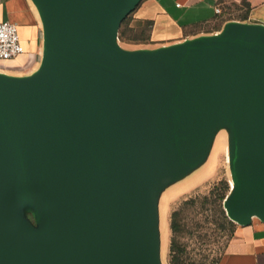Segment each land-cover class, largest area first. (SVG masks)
<instances>
[{
	"label": "water",
	"instance_id": "water-1",
	"mask_svg": "<svg viewBox=\"0 0 264 264\" xmlns=\"http://www.w3.org/2000/svg\"><path fill=\"white\" fill-rule=\"evenodd\" d=\"M32 1L41 61L0 69V264H163L160 192L221 126L226 213L264 221V22L126 48L142 0Z\"/></svg>",
	"mask_w": 264,
	"mask_h": 264
},
{
	"label": "rangeland",
	"instance_id": "rangeland-1",
	"mask_svg": "<svg viewBox=\"0 0 264 264\" xmlns=\"http://www.w3.org/2000/svg\"><path fill=\"white\" fill-rule=\"evenodd\" d=\"M231 2L227 1L224 4V12L217 20L207 23L201 30H193L188 35L220 29L229 17L243 18L246 15L245 8L239 9ZM141 4L129 14L121 26L125 33L124 39L120 41L126 48L159 44V41L152 39V20L137 17ZM40 61L41 52L35 51L33 55H23L15 60H0V69L11 74L30 73L37 69ZM227 145L228 127L221 126L215 131L204 159L179 178L167 183L161 190L157 209L159 253L163 264H171L170 244L173 234L171 216L177 208L181 210L180 220L183 226L177 233V239L186 249L184 253L186 261L217 264L223 255L237 224L229 222L226 210L225 213L222 212V209H225L223 195L228 194L231 188Z\"/></svg>",
	"mask_w": 264,
	"mask_h": 264
},
{
	"label": "crops",
	"instance_id": "crops-1",
	"mask_svg": "<svg viewBox=\"0 0 264 264\" xmlns=\"http://www.w3.org/2000/svg\"><path fill=\"white\" fill-rule=\"evenodd\" d=\"M232 1L250 5L248 20L264 22V0H143L137 17L152 20V39L169 43L187 37L202 24L218 19L216 7ZM18 23L21 39L32 53L42 46V22L32 0H0V21ZM217 264H264V221L236 224Z\"/></svg>",
	"mask_w": 264,
	"mask_h": 264
},
{
	"label": "built area",
	"instance_id": "built-area-1",
	"mask_svg": "<svg viewBox=\"0 0 264 264\" xmlns=\"http://www.w3.org/2000/svg\"><path fill=\"white\" fill-rule=\"evenodd\" d=\"M216 12L220 17L224 12L223 6L218 5ZM27 51L21 39L18 23L9 19L0 21V60L11 61L23 55H33Z\"/></svg>",
	"mask_w": 264,
	"mask_h": 264
},
{
	"label": "trees",
	"instance_id": "trees-1",
	"mask_svg": "<svg viewBox=\"0 0 264 264\" xmlns=\"http://www.w3.org/2000/svg\"><path fill=\"white\" fill-rule=\"evenodd\" d=\"M231 3L235 4L237 6V8H239V9L242 8V7H244L245 10H246V15L243 16V18H241V19L244 20V19H247L248 18L247 13L250 10V5L246 1H243L240 4H237L235 2H231ZM128 17H129V15L124 19L122 25L126 22V20L128 19ZM230 19H238V18H230L229 17L225 21L230 20ZM207 23H209V22L203 23L202 24V27H204ZM124 33H125V30L124 29H121L120 32H119L120 39H124ZM226 194L227 193H225L223 195V200L226 197ZM222 212L225 213V209H222ZM180 213H181V210L179 208H177V209H175L172 212V216H171V229H172V233L173 234H172L171 244H170V262H171V264H198L195 261H191V262L190 261H186V259L184 258V253H185V250L186 249H185L184 245H182L180 243V241L177 239V233L179 231H181L182 230V227H183L182 226V223H181V220H180ZM229 222L231 224H234V221L233 220H230L229 219Z\"/></svg>",
	"mask_w": 264,
	"mask_h": 264
},
{
	"label": "flooded vegetation",
	"instance_id": "flooded-vegetation-1",
	"mask_svg": "<svg viewBox=\"0 0 264 264\" xmlns=\"http://www.w3.org/2000/svg\"><path fill=\"white\" fill-rule=\"evenodd\" d=\"M27 52L31 53L29 50Z\"/></svg>",
	"mask_w": 264,
	"mask_h": 264
}]
</instances>
